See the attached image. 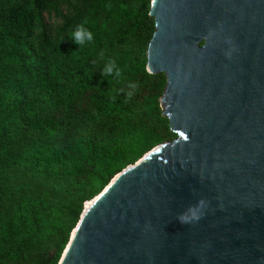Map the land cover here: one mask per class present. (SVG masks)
<instances>
[{"label":"water","instance_id":"obj_1","mask_svg":"<svg viewBox=\"0 0 264 264\" xmlns=\"http://www.w3.org/2000/svg\"><path fill=\"white\" fill-rule=\"evenodd\" d=\"M178 136L84 204L58 264H264V0H152Z\"/></svg>","mask_w":264,"mask_h":264},{"label":"trees","instance_id":"obj_2","mask_svg":"<svg viewBox=\"0 0 264 264\" xmlns=\"http://www.w3.org/2000/svg\"><path fill=\"white\" fill-rule=\"evenodd\" d=\"M151 1L0 0V264H58L84 204L177 138L166 76L147 70ZM80 23L94 34L83 48Z\"/></svg>","mask_w":264,"mask_h":264},{"label":"clouds","instance_id":"obj_3","mask_svg":"<svg viewBox=\"0 0 264 264\" xmlns=\"http://www.w3.org/2000/svg\"><path fill=\"white\" fill-rule=\"evenodd\" d=\"M72 41L83 48L85 45L90 44L94 40L93 32L85 26L84 23L77 24L76 27L69 34ZM98 58L104 61L101 69L104 77H112L117 84L124 82V77L121 68L118 66L117 61L112 57H105L103 51L99 52ZM129 89H135V83L128 82L126 85ZM132 91L128 92L129 97L132 95Z\"/></svg>","mask_w":264,"mask_h":264},{"label":"bare ground","instance_id":"obj_4","mask_svg":"<svg viewBox=\"0 0 264 264\" xmlns=\"http://www.w3.org/2000/svg\"><path fill=\"white\" fill-rule=\"evenodd\" d=\"M87 203V202H86ZM89 205V203H87V206Z\"/></svg>","mask_w":264,"mask_h":264}]
</instances>
